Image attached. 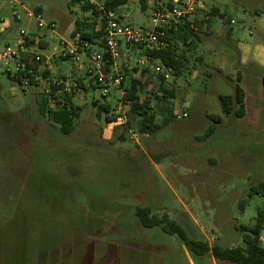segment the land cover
<instances>
[{"label": "rangeland", "instance_id": "374dc122", "mask_svg": "<svg viewBox=\"0 0 264 264\" xmlns=\"http://www.w3.org/2000/svg\"><path fill=\"white\" fill-rule=\"evenodd\" d=\"M16 1L29 10L41 8L44 21L57 23L58 36L32 19V30L46 36L49 46L41 52L48 56L58 50L60 36L71 39L77 21L100 25L82 0ZM207 1L235 19L234 34L214 17L212 33H200L201 43L188 53L181 76L163 82L152 64H141L145 53L134 48L120 60L126 81L141 79V98L151 97L153 107L157 96L164 99L162 84L175 92L158 101L162 108L171 102L172 113H159V123L171 121L154 135L126 125L130 106L116 88L107 98L99 90L76 96L81 114L69 135L44 119L38 100L50 81L79 75L68 60L52 61L49 76L27 89L0 71V264H234L215 260L211 252L195 256L177 235L144 228L136 215L138 206H148L177 221L192 239L234 247L242 244L237 228L252 224L264 210V195L253 192L264 182V113L262 123L248 124L224 115L220 101L235 93L236 51L245 41L255 43L256 21L264 24V0H241L246 12L228 9L222 0ZM162 2L169 0H152L144 10L140 0H130L118 12L124 24L150 26L151 9ZM1 4L10 10L14 2ZM18 7L23 20L13 29L26 30L28 19ZM12 38L2 35L1 46L17 39ZM94 101L110 103L116 121L99 118ZM209 115L223 121L204 137L212 124ZM187 216H197L202 230Z\"/></svg>", "mask_w": 264, "mask_h": 264}, {"label": "built area", "instance_id": "2783aa9c", "mask_svg": "<svg viewBox=\"0 0 264 264\" xmlns=\"http://www.w3.org/2000/svg\"><path fill=\"white\" fill-rule=\"evenodd\" d=\"M82 1L91 4L100 12V24H104L103 47L82 40L79 34L70 40L60 36L57 42L58 50L47 56L39 50L40 40L45 36L44 34L35 35L20 30L14 42H9L0 48V71L19 77V85L23 89L38 84L40 79H45L44 72L48 71L54 59L68 60L77 66L78 76L72 79L62 76L60 79L53 78L50 81L59 87L54 92L57 99L52 100L53 107L56 106L57 101L60 106L69 104L65 100L67 94L73 97V102L76 96L84 95L90 90H99L102 97L107 98L115 88L120 90V99L124 103L130 86L124 76L120 60L131 56L127 54L130 53L131 48L145 53L147 62L141 61L142 65L152 64L155 74L165 81L170 79L174 69L167 67L161 60H153L148 53L165 50L169 44L168 29L192 18L200 3V0H170V5L163 4L151 9L150 26L135 28L124 24L118 11L107 9L106 0ZM33 16L40 30H51L58 36L56 22L44 21L40 13ZM10 27L11 22L8 18H0V31ZM46 91L51 92L49 88ZM74 106L77 105L74 103ZM185 115L186 113L179 114L176 117L183 119ZM111 116L116 118L117 112L113 110Z\"/></svg>", "mask_w": 264, "mask_h": 264}, {"label": "trees", "instance_id": "16d2710c", "mask_svg": "<svg viewBox=\"0 0 264 264\" xmlns=\"http://www.w3.org/2000/svg\"><path fill=\"white\" fill-rule=\"evenodd\" d=\"M76 2L79 0H70ZM130 0H106L105 6L109 10L118 11V9L126 4ZM142 8L148 9V0H140ZM86 11H92V14L98 18L100 12L91 4L84 3ZM170 5V2L167 3ZM39 9V8H38ZM98 23L96 20L91 22L77 21L76 29L72 33L75 37L80 35L82 40L89 41L93 45L100 47L104 46V24L101 23L99 28L96 26ZM169 44L163 51H152L148 55L153 60H161L167 67L174 69L176 77L181 76L185 70V64L189 62L188 53L196 50L201 43V36L198 30L191 26V22L184 20L174 27L168 29ZM48 73L44 72V77L47 78ZM11 79L20 84L19 77H13L8 75ZM126 78V72L124 73ZM231 81H234L232 77L227 76ZM163 82L165 81L162 78ZM129 83V94L124 98V103L130 106V115L127 119L126 125L131 128H137L141 134L154 135L158 133L162 128L167 125L171 118H164L162 123L157 121V117L164 109L172 113V103L167 101V104L162 108L158 101H166L165 98H174V90H170L161 85L160 89L163 92L162 96L156 97V106H152V98L148 97L145 100L141 98V79L131 78ZM59 87L52 82L49 84L51 92L44 91L39 103V112L44 117L55 124L59 125L60 132L66 135L71 134L76 127L77 119L80 117L81 108L74 106L73 97L66 95L65 100L69 103L64 106H60L59 101L56 102V106L53 105V99H57L54 96V92ZM106 98V97H105ZM222 112L224 115H235L237 118H242L246 114L245 107V91L241 86V75H238L235 83V93L233 95H221L220 96ZM97 105L98 102L94 101ZM98 117H105L108 123L116 121L111 117L112 107L110 103L98 104ZM110 116V117H109ZM212 120V124L207 130L204 137L211 136L217 125L223 121L221 115H209ZM121 140H126L124 135L120 136ZM253 192L264 195V182L253 187ZM136 215L140 224L144 228L160 227L162 231L169 235H177L183 243L187 246L191 253L195 256H204L211 252L215 260L229 261L234 264H264V246L262 245V231L264 230V210H259L255 221L250 225H241L238 227V231L241 233L242 244L234 247H222L220 245L210 246L209 243L200 240L192 239L189 237L185 229L182 228L177 221L171 219L169 216H158L153 213L151 207L138 206Z\"/></svg>", "mask_w": 264, "mask_h": 264}, {"label": "crops", "instance_id": "0c3cea01", "mask_svg": "<svg viewBox=\"0 0 264 264\" xmlns=\"http://www.w3.org/2000/svg\"><path fill=\"white\" fill-rule=\"evenodd\" d=\"M14 1H15L14 5L10 7V10L9 9L6 10L3 4L0 5V18H8L11 22V27L9 29L0 31V48L5 46L7 43L11 42L8 41L3 46H1L3 42L2 35L4 34L13 35L12 40H15L18 36V32L20 30H24V29H18L17 31H15L13 29L14 23H20L23 20L18 6H21V8L25 12L26 18L28 19V21H26L27 29L24 31H28L35 35H41L40 33H37L32 30V19H35L33 15L39 13L43 14L41 8L39 9L37 8L35 11L29 10L25 6L24 2L19 3L16 0ZM222 1L224 2L223 5L228 9L234 7L236 11L239 10L242 12L247 11L246 7L243 5L241 0H222ZM151 2L152 0H148V7L149 5H152ZM163 4L165 3L162 2L161 5ZM7 11L11 12V17L8 16ZM196 12L197 13L192 18L188 19V21L191 22V26L193 28L200 31L199 33H202V31H204L206 36H210L213 28V18L220 17L224 20V23L226 25V30H225L226 33L231 36L234 34L233 25L236 24V21L232 16L228 15L229 13L227 12V10L223 11L221 8L212 6L207 0L206 1L200 0ZM256 14L260 15V11H257ZM205 24L208 27L206 30L203 29V25ZM256 26H258L259 31L257 33L255 43L245 41V43L240 44V47L236 51L238 54V64H239L238 68L240 69L239 75H241V85L243 86L242 88L245 91L246 114L241 119L244 121H249L247 122L248 124H250L251 122L253 124L258 122L262 123V119H263L262 115L264 113V37L261 34L262 31H264V24L262 20L256 21ZM72 37L74 36L72 35L71 38ZM48 44L49 43L46 40V36H42L39 44V50L41 51L47 48L49 46ZM127 54L132 55L131 52ZM54 60L52 61L54 62ZM202 60L203 58L200 56L199 62H201ZM66 62L68 61L65 60L64 63L66 64ZM75 67L77 66L75 65ZM50 69H51V65L49 66L47 73L51 72ZM64 75L63 77H65ZM260 131L261 129H258L259 133ZM187 217L194 222L195 227H198L200 230H202L200 226H197L199 224L197 216H187ZM191 264H194L193 261L191 262Z\"/></svg>", "mask_w": 264, "mask_h": 264}]
</instances>
